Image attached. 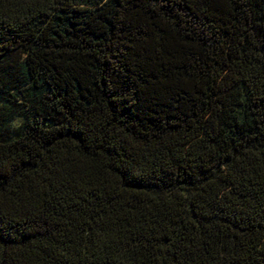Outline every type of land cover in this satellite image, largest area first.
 Returning <instances> with one entry per match:
<instances>
[{"label": "trees", "instance_id": "1", "mask_svg": "<svg viewBox=\"0 0 264 264\" xmlns=\"http://www.w3.org/2000/svg\"><path fill=\"white\" fill-rule=\"evenodd\" d=\"M0 264H264V0H0Z\"/></svg>", "mask_w": 264, "mask_h": 264}]
</instances>
